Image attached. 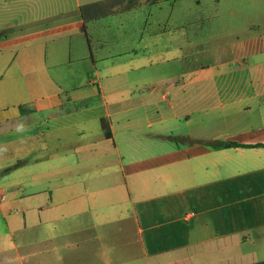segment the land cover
I'll use <instances>...</instances> for the list:
<instances>
[{
  "label": "crops",
  "instance_id": "0c3cea01",
  "mask_svg": "<svg viewBox=\"0 0 264 264\" xmlns=\"http://www.w3.org/2000/svg\"><path fill=\"white\" fill-rule=\"evenodd\" d=\"M80 5L0 0V264H264V33L81 38L71 91L47 58Z\"/></svg>",
  "mask_w": 264,
  "mask_h": 264
},
{
  "label": "rangeland",
  "instance_id": "374dc122",
  "mask_svg": "<svg viewBox=\"0 0 264 264\" xmlns=\"http://www.w3.org/2000/svg\"><path fill=\"white\" fill-rule=\"evenodd\" d=\"M77 0H36L39 8H55L60 5L73 9ZM81 4L86 1L78 0ZM38 15V14H37ZM53 25L59 23L58 18L51 17ZM45 20V19H44ZM48 20V19H46ZM43 22V20H37ZM39 22V23H41ZM47 22V21H44ZM38 23V24H39ZM189 25L199 26V33L202 34L212 29H227L248 32L264 33V0H125L118 3L111 14L89 20L88 33L86 37L75 35L70 39L67 37L59 44L66 46L71 42L72 48L66 54L52 56L48 52L47 67L49 75L68 89H73L84 77L87 69V61H84L77 45L79 40L88 46L87 38L93 43L94 47H100V40L109 41V47L123 49H139L145 38H141L144 33L139 28L185 26L188 30ZM138 29V30H137ZM181 30V28H179ZM179 33V32H178ZM215 33L218 34V32ZM57 37V36H56ZM62 42V43H61ZM203 46L202 44L199 47ZM86 48V47H85ZM85 52V51H84ZM205 53H197V59L203 58ZM71 57L70 60H67ZM87 55V54H86ZM27 79H6L7 86L19 88L26 85ZM22 83V84H21ZM14 264L19 262L14 261Z\"/></svg>",
  "mask_w": 264,
  "mask_h": 264
},
{
  "label": "trees",
  "instance_id": "16d2710c",
  "mask_svg": "<svg viewBox=\"0 0 264 264\" xmlns=\"http://www.w3.org/2000/svg\"><path fill=\"white\" fill-rule=\"evenodd\" d=\"M125 0H96L86 2L80 5V13L85 21L91 19H97L108 14H111L113 8L120 2ZM82 30L86 33V25L82 26ZM87 35V33H86ZM89 43V39L87 38ZM101 125L104 130V133L107 137H110V131L107 122L104 119H101ZM227 145H233V143H226ZM236 144V143H235ZM236 145H252V144H236ZM256 145H264V143H257Z\"/></svg>",
  "mask_w": 264,
  "mask_h": 264
}]
</instances>
